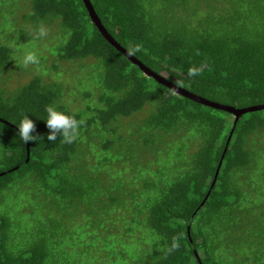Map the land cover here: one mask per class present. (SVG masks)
I'll return each instance as SVG.
<instances>
[{
    "label": "trees",
    "instance_id": "trees-1",
    "mask_svg": "<svg viewBox=\"0 0 264 264\" xmlns=\"http://www.w3.org/2000/svg\"><path fill=\"white\" fill-rule=\"evenodd\" d=\"M0 1L24 5L0 11V119L13 126L0 122V264H264V110L234 124L158 84L82 0ZM89 1L156 74L218 104L264 105V0ZM41 23L55 42L33 35ZM21 47L40 64L7 91ZM48 106L85 120L76 141H48ZM25 116L39 141L20 140Z\"/></svg>",
    "mask_w": 264,
    "mask_h": 264
},
{
    "label": "clouds",
    "instance_id": "clouds-1",
    "mask_svg": "<svg viewBox=\"0 0 264 264\" xmlns=\"http://www.w3.org/2000/svg\"><path fill=\"white\" fill-rule=\"evenodd\" d=\"M49 28L43 23L40 24L38 30L35 33L37 39L46 38L49 35ZM143 51V46L141 44L129 45L127 52L130 56H135L137 53ZM40 64V59L35 52H27L22 61V66L28 68L29 66H38ZM202 69L200 67H190L187 71V76L189 78H195L200 75ZM177 88H184V82L180 79L175 80V87L171 88L173 92L177 91ZM47 118L46 127L49 130L47 139L51 143H56L58 137L62 143L71 144L79 138L80 127L85 124V120H77L75 116L68 115L64 112L57 110L53 106H48L46 108ZM37 131L36 123L25 116L19 124L18 136L25 144L29 142L39 141L41 137L39 134L34 135ZM179 248V243L173 238V243L171 245V250H176Z\"/></svg>",
    "mask_w": 264,
    "mask_h": 264
},
{
    "label": "water",
    "instance_id": "water-1",
    "mask_svg": "<svg viewBox=\"0 0 264 264\" xmlns=\"http://www.w3.org/2000/svg\"><path fill=\"white\" fill-rule=\"evenodd\" d=\"M83 5L88 13V16L92 22V24L97 28V30L99 31V33L102 35V37L119 53H121L125 58H127L132 64L136 65L141 71L142 73L149 77L152 78L155 82H157L158 84L164 86L165 88L169 89L170 91L171 88L175 87V84H173L172 82L168 81L164 76L162 75H158L155 72H153L152 70H150L148 67H146L145 65H143L140 61H138L134 56H130L128 54V52L122 48L105 30V28L103 27V25L101 24L98 16L96 15L91 3L89 0H82ZM177 91H175L174 93L186 98L190 101L196 102L198 104H201L203 106L206 107H210L212 109H216V110H220V111H224L227 112L231 115L234 116V124L236 123V121L238 120L239 117H241L242 115L246 114V113H250V112H255V111H261L264 110V105H258V106H252V107H248V108H234L231 106H226V105H222V104H218L212 101H209L207 99H204L202 97L196 96L182 88H177ZM173 92V91H172ZM0 122L7 124L11 127H13L12 125H10L9 123H7L6 121L0 119ZM231 135V133H230ZM229 135V138H230ZM228 138V141H229ZM27 152H28V148H27ZM221 161L218 164L217 170L215 172V178L217 176L218 173V169L220 166Z\"/></svg>",
    "mask_w": 264,
    "mask_h": 264
},
{
    "label": "rangeland",
    "instance_id": "rangeland-1",
    "mask_svg": "<svg viewBox=\"0 0 264 264\" xmlns=\"http://www.w3.org/2000/svg\"><path fill=\"white\" fill-rule=\"evenodd\" d=\"M14 4V5H13ZM13 4H11L10 6L11 7H9V4L6 2L5 4H1V1H0V11H1V13L3 14V15H7V14H12V17L15 19V17L16 18H18V17H20V14H21V10H23V8H24V5H22L19 1H16V3H13ZM8 6V7H7ZM14 15V16H13ZM7 18V17H6ZM53 28V29H52ZM51 29L53 30V31H50V34L48 35L49 37H46L47 39H48V41H46V40H42V45H46V43H48L49 42V40L50 41H54L55 39H56V35L54 34L55 33V31L54 30H56V28H54V27H52ZM33 35L35 36V33H33ZM55 42V41H54ZM40 45V44H39ZM20 47V46H19ZM18 47V48H19ZM40 47V46H39ZM18 48H17V50H16V54H19V55H17V57L19 58V63H22V61H23V57H24V55L27 53V52H30L31 50L27 47V48H22V49H19L18 50ZM28 50H30V51H28ZM37 50L38 49H35L34 51H36L35 53L37 54V55H39V53L37 52ZM34 51H31V52H34ZM22 65V64H21ZM30 67V66H29ZM29 67L28 68H23V69H14V70H12V71H9L10 72V76H8V80L6 81V82H4V84L2 85V86H4V88L7 90V91H11V90H13L15 87H17L18 85H22V84H24V83H26V82H28L31 78H32V76H33V74H34V72H32L31 70L32 69H29ZM27 69V70H26ZM64 69H70L71 71H69V72H71V74H72V72L74 71V69L73 68H71L69 65H65V68ZM66 76H69L70 77V75H66ZM75 104L72 106V107H74V106H76V107H78V106H81V101H79V102H74ZM144 115H145V113H140V114H138V115H136V116H134L132 119H126V120H124L122 123H123V126H126V124L127 123H129V122H133V121H139V120H141L143 117H144ZM190 139H191V137H190ZM259 147H261V149H263L264 150V138L263 139H260V143H259ZM262 150V151H263ZM262 163H264V161L262 160ZM263 198H255V200H262Z\"/></svg>",
    "mask_w": 264,
    "mask_h": 264
}]
</instances>
